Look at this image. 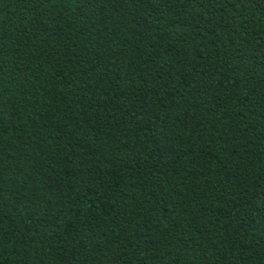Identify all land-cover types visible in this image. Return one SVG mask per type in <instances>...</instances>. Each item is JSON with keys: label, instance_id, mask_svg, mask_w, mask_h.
<instances>
[{"label": "trees", "instance_id": "1", "mask_svg": "<svg viewBox=\"0 0 264 264\" xmlns=\"http://www.w3.org/2000/svg\"><path fill=\"white\" fill-rule=\"evenodd\" d=\"M0 264H264V0H0Z\"/></svg>", "mask_w": 264, "mask_h": 264}]
</instances>
